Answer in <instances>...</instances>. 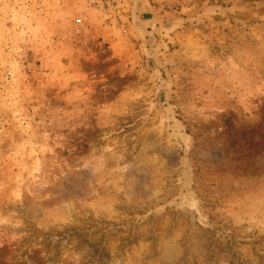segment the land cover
<instances>
[{
	"label": "rangeland",
	"instance_id": "rangeland-1",
	"mask_svg": "<svg viewBox=\"0 0 264 264\" xmlns=\"http://www.w3.org/2000/svg\"><path fill=\"white\" fill-rule=\"evenodd\" d=\"M0 264H264V0H0Z\"/></svg>",
	"mask_w": 264,
	"mask_h": 264
}]
</instances>
